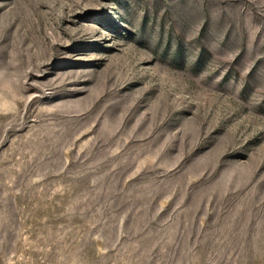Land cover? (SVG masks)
Returning <instances> with one entry per match:
<instances>
[{"label":"rangeland","instance_id":"obj_1","mask_svg":"<svg viewBox=\"0 0 264 264\" xmlns=\"http://www.w3.org/2000/svg\"><path fill=\"white\" fill-rule=\"evenodd\" d=\"M0 264H264V0H0Z\"/></svg>","mask_w":264,"mask_h":264}]
</instances>
